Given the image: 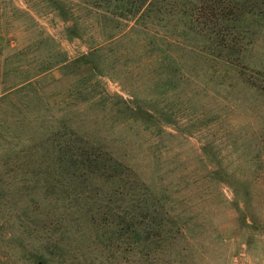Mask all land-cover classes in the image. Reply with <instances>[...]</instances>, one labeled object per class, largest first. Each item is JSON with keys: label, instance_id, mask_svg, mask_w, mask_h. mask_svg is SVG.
<instances>
[{"label": "rangeland", "instance_id": "rangeland-1", "mask_svg": "<svg viewBox=\"0 0 264 264\" xmlns=\"http://www.w3.org/2000/svg\"><path fill=\"white\" fill-rule=\"evenodd\" d=\"M69 3L78 8V1ZM239 8L262 12L264 0ZM72 20L66 22L50 0H0V264H36L29 252L42 242L47 221V204L34 192L44 153L39 147L68 129L130 165L158 201L156 211L168 215L169 239L163 247L142 243L138 264H264V91L258 89L264 84V21L241 23L253 34L246 58L251 70L241 71L179 47L166 66L150 63L141 46L120 37L134 20L122 22L113 40L109 28L88 24L91 30L70 40ZM96 47L110 55L101 75L44 71ZM23 79L33 82L13 87ZM121 99H137L154 111L158 125L123 120ZM225 174L247 181L248 190L236 194L222 182ZM87 245L69 252L68 263L114 261L111 252ZM123 246L113 250L118 264H130L131 251Z\"/></svg>", "mask_w": 264, "mask_h": 264}, {"label": "trees", "instance_id": "trees-1", "mask_svg": "<svg viewBox=\"0 0 264 264\" xmlns=\"http://www.w3.org/2000/svg\"><path fill=\"white\" fill-rule=\"evenodd\" d=\"M50 1L66 22L75 18L66 29L70 40L80 39L89 29L83 24L109 28L113 40L122 22L134 20L130 33H121L120 37L141 46L150 63L156 59L163 67L170 60L169 52L179 47L198 57H213L235 70L250 71L246 58L252 27L241 23L248 17L264 21V10L253 14L239 8L245 9L256 0H242V5L232 4V0H76L78 8L69 0ZM239 11L241 14H237ZM131 34L139 40L134 41ZM108 56L105 48L96 47L74 60L61 58L55 64L49 63L44 71L56 68L76 76L85 72L98 76L103 73L100 68L106 65ZM32 82L33 79H23L13 87ZM258 89L264 91V84ZM121 100L119 105L125 107L123 120L139 122L146 128L158 125L154 111L137 99ZM39 148L44 153L38 164L40 170L35 172L34 192L42 195L44 206L47 204L44 208L47 221L43 223L42 242L29 252L31 261L69 264L66 259L69 252L88 244L86 247L91 251L103 249V253L113 254L114 261H105L106 264H118L122 259L113 250L124 249V243L131 251L130 264H138L136 257L142 243L145 247L154 244L163 247L161 241L169 239L166 237L170 232L166 228L168 215L156 211L159 203L154 194L130 165L103 144L68 129V132L57 131ZM225 176L222 182L233 187L236 194L248 190L247 181ZM33 203L37 210L41 209V204ZM73 242L75 246L71 245ZM80 255H75L77 261L81 260ZM82 258L81 263L85 264L97 261L94 257Z\"/></svg>", "mask_w": 264, "mask_h": 264}, {"label": "built area", "instance_id": "built-area-1", "mask_svg": "<svg viewBox=\"0 0 264 264\" xmlns=\"http://www.w3.org/2000/svg\"><path fill=\"white\" fill-rule=\"evenodd\" d=\"M235 264H247V263H244V262H236Z\"/></svg>", "mask_w": 264, "mask_h": 264}]
</instances>
